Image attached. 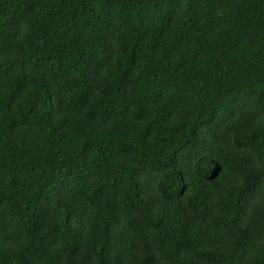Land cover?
I'll return each instance as SVG.
<instances>
[{
	"label": "trees",
	"instance_id": "obj_1",
	"mask_svg": "<svg viewBox=\"0 0 264 264\" xmlns=\"http://www.w3.org/2000/svg\"><path fill=\"white\" fill-rule=\"evenodd\" d=\"M0 264H264V0H0Z\"/></svg>",
	"mask_w": 264,
	"mask_h": 264
}]
</instances>
